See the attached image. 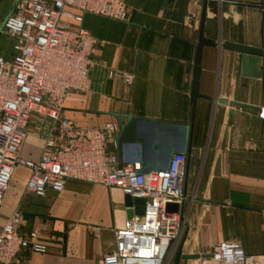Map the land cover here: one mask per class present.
I'll return each instance as SVG.
<instances>
[{
    "label": "crops",
    "instance_id": "obj_1",
    "mask_svg": "<svg viewBox=\"0 0 264 264\" xmlns=\"http://www.w3.org/2000/svg\"><path fill=\"white\" fill-rule=\"evenodd\" d=\"M14 1L0 0V30ZM125 2L130 14L126 22L89 13L81 21L64 19L87 30L97 44L90 90L71 93L62 116L80 127L109 121L121 127L118 116L192 127L183 153L188 236L193 232L197 239L191 254H208L214 244L235 240L264 264V57L223 48L228 42L264 49V0H207L205 38L217 46L203 49L200 94L212 100H198L194 123L191 93L204 0ZM2 37L0 56L10 58L13 51L8 53ZM9 38L11 51L14 39ZM110 71L116 77L109 78ZM220 99L243 106L222 105ZM148 128L141 134L149 135ZM51 130L49 120L33 116L21 158L39 161ZM177 134L160 145L153 136L144 137L143 145L125 144L122 157L117 146L113 151L149 174L175 152L169 142L178 141ZM30 177V169L17 166L0 209V226L21 212V230H37L48 252L26 253L19 264H102L115 248V231L128 220L126 195L71 179L61 193L49 189L45 197H35L27 192Z\"/></svg>",
    "mask_w": 264,
    "mask_h": 264
},
{
    "label": "built area",
    "instance_id": "obj_2",
    "mask_svg": "<svg viewBox=\"0 0 264 264\" xmlns=\"http://www.w3.org/2000/svg\"><path fill=\"white\" fill-rule=\"evenodd\" d=\"M85 13L123 22L130 18L125 0H15L4 20L2 32L14 44L10 58L0 56V209L17 166L31 170L26 188L35 197H45L49 189L61 193L71 179L116 188L144 199L145 212L115 231V248L102 264H168L186 222V155L175 154L166 170L142 174L113 151L118 122L80 127L62 116L67 97L91 87L97 40L64 21H81ZM116 75L108 72L109 78ZM124 80L130 83L132 78L126 75ZM33 116L52 125L39 161L20 156ZM260 116L264 118V109ZM22 219L15 212L0 226V264L24 263L26 253L48 252L37 230H21ZM200 255L209 257L193 264H261L235 240L216 243Z\"/></svg>",
    "mask_w": 264,
    "mask_h": 264
},
{
    "label": "water",
    "instance_id": "obj_3",
    "mask_svg": "<svg viewBox=\"0 0 264 264\" xmlns=\"http://www.w3.org/2000/svg\"><path fill=\"white\" fill-rule=\"evenodd\" d=\"M206 16H207V0H204L203 2V11L201 15V23H200V38L197 48V54H196V61H195V69H194V80H193V87H192V93H191V103H192V113H191V120L192 123H194L195 120V113H196V107L197 102L199 99H207L212 100L210 97H206L200 94V79H201V61H202V55H203V49L206 46L210 47H216L217 43L213 40H209L205 38V22H206ZM3 26L0 30V37L2 33ZM223 48L230 51H235L239 53L244 54H253V55H259L264 57V49H258V48H251L247 46H241L236 45L233 43H225L223 44ZM219 103L222 105H229L230 107L237 105V106H243V104H239L236 102H230L228 99H220ZM119 121L121 124V132L118 135L116 139V144L118 147V155L122 157L123 155V147L125 144H130L133 142L140 143L141 145L144 144L145 139L144 137H154L157 141H160L159 144L156 141V144L160 145L164 141L163 139H166L165 141H168V138L173 135V133H178V141L173 140L172 137L171 142L174 146H176V150L173 153H170L168 155V158H166L165 162L162 163L161 166L157 167L158 170H166L169 167V164L175 154L179 153H185L187 152L191 136H192V127H175V126H169L160 124L156 120H146L142 118L132 117V116H118ZM124 119L128 120V125H124ZM150 129H149V128ZM149 130V135L141 134V129ZM150 131L155 132L154 134H150ZM147 133V132H146ZM150 137V138H151ZM168 143V145H169ZM145 204L146 201L144 199H133L131 196H126L125 198V206L128 209L127 216L128 219H132L134 216H143L145 212ZM170 211H177V206H169ZM187 235L184 236V239L182 240V243L178 247V250L175 255L174 264H181L182 261H190V260H197L200 258H207L208 255H200V254H185L183 251L184 244L186 241Z\"/></svg>",
    "mask_w": 264,
    "mask_h": 264
},
{
    "label": "rangeland",
    "instance_id": "obj_4",
    "mask_svg": "<svg viewBox=\"0 0 264 264\" xmlns=\"http://www.w3.org/2000/svg\"><path fill=\"white\" fill-rule=\"evenodd\" d=\"M1 36H3L1 40H2V42L4 44V46H5V49L6 50L9 49L8 50V53L11 54L12 51H13V48L10 51L9 42L6 41V40H9L10 39L9 36L6 33H3V32L1 33ZM188 213H189V209L186 207L185 208V214H184V216L186 217V222H185V225H184V227L182 229V232H181L180 237L178 238V240L172 246V250H171V253H170L169 259H168V264H174V259H175L176 252L178 250V247L182 243V240L184 239V236L187 235V238H186V241H185V246L183 248L184 253L191 254L192 251H195L196 250L195 243H196L197 239L195 238L194 233L192 232V233H190V237L188 236V234H189L188 228H187L188 227V223H187ZM0 219L3 222V216H1ZM186 243H187V245H186ZM191 255H193V254H191ZM193 261L194 260L182 261L181 264H193Z\"/></svg>",
    "mask_w": 264,
    "mask_h": 264
}]
</instances>
